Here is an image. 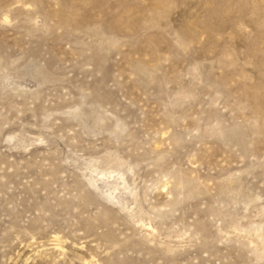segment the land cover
I'll return each mask as SVG.
<instances>
[{
	"label": "rangeland",
	"instance_id": "rangeland-1",
	"mask_svg": "<svg viewBox=\"0 0 264 264\" xmlns=\"http://www.w3.org/2000/svg\"><path fill=\"white\" fill-rule=\"evenodd\" d=\"M0 264H264V0H0Z\"/></svg>",
	"mask_w": 264,
	"mask_h": 264
}]
</instances>
